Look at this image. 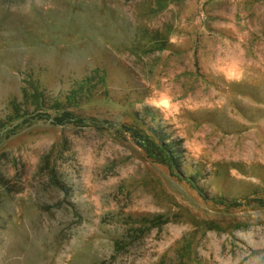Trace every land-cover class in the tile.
<instances>
[{"label": "rangeland", "instance_id": "1", "mask_svg": "<svg viewBox=\"0 0 264 264\" xmlns=\"http://www.w3.org/2000/svg\"><path fill=\"white\" fill-rule=\"evenodd\" d=\"M0 264H264V0H0Z\"/></svg>", "mask_w": 264, "mask_h": 264}, {"label": "trees", "instance_id": "2", "mask_svg": "<svg viewBox=\"0 0 264 264\" xmlns=\"http://www.w3.org/2000/svg\"><path fill=\"white\" fill-rule=\"evenodd\" d=\"M69 115V113H64L63 114V116L66 118L67 116ZM61 119H62V117H61ZM58 120V119H57ZM58 124H61V123H58ZM149 138H151L150 136H148ZM151 141H153V139L151 138L150 139ZM156 147V146H155ZM157 148H159V147H157ZM164 154H166V157L168 158V159H166V160H164V159H162V157H163V152H161V154H159V158L160 159H162L164 162H165V164L167 163V166H169L170 168H171V170H173V166H174V164H173V161L171 162V159L173 160V158H171V157H168V154H167V152H166V150H164ZM161 160V161H162Z\"/></svg>", "mask_w": 264, "mask_h": 264}]
</instances>
